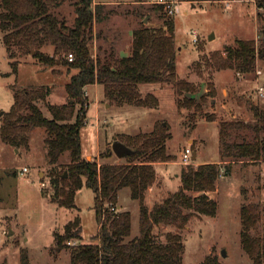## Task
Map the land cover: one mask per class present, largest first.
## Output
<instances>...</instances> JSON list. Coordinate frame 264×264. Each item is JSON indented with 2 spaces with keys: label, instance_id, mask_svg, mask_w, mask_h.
I'll use <instances>...</instances> for the list:
<instances>
[{
  "label": "rangeland",
  "instance_id": "obj_1",
  "mask_svg": "<svg viewBox=\"0 0 264 264\" xmlns=\"http://www.w3.org/2000/svg\"><path fill=\"white\" fill-rule=\"evenodd\" d=\"M92 3L100 5L101 17L92 26L94 37L89 47L93 57L103 58L110 53L119 57V53L131 51L134 29L143 25L162 27L172 22L177 79L187 81L193 90L178 94L173 84L143 85L142 95L151 93L158 101L138 106L110 102L100 85H89L85 90L86 119L80 129L82 157L97 162L98 166L124 162L126 156L118 158L112 151L115 140L121 142L126 136L147 134L162 125L165 128L162 143L171 160L166 167L155 169V180L145 192L149 208L179 190L183 169L204 162L222 167L215 190L206 192L217 202L216 215L195 213L181 229L182 264H202L209 256H215L217 264H252L241 247L240 208L248 202L258 205L262 220L256 233H260L264 227V160L237 161L225 146L243 139L253 140L254 132L229 130L226 137L220 132L222 123L253 124L255 109L264 112V99L256 91L257 86L264 87V57L256 58L254 69L247 73L219 68L217 62L228 59L226 48L236 47L238 40H254L259 45L264 19L259 18L258 12L264 16V9L258 8L255 0L214 3L176 0V12L168 15L162 7L146 4L144 0H92ZM80 4L81 0H57L52 11L72 26L75 8ZM6 33L0 28V128L12 106L14 87L29 91H42V87L46 96L37 105L50 118L47 105L68 102L65 85L75 70L64 65L43 66L32 54L15 46L16 58L10 59L3 41ZM42 51L51 55L53 48L47 45ZM14 61L18 63L16 71L12 68ZM257 70H261L260 75ZM46 137L43 128H34L28 148H14L0 135V264H70L71 247L98 242L94 193L90 188L84 185L77 191L72 209L59 206L49 196L53 187L49 183ZM185 147L198 155L190 165L179 163ZM100 154L105 157L100 158ZM68 160L67 153L61 157L63 163ZM23 167L27 172L21 174ZM118 210L131 213V232L126 240L136 237L139 205L130 198L127 188L118 193ZM76 217L81 222L80 238L71 239L68 248L56 251L54 233H63L65 225ZM167 231L175 228L153 230L160 236Z\"/></svg>",
  "mask_w": 264,
  "mask_h": 264
},
{
  "label": "trees",
  "instance_id": "obj_2",
  "mask_svg": "<svg viewBox=\"0 0 264 264\" xmlns=\"http://www.w3.org/2000/svg\"><path fill=\"white\" fill-rule=\"evenodd\" d=\"M183 1L214 3L223 0ZM255 2L258 8L264 9V0ZM56 4L57 0H0V28L7 31L3 41L10 59L16 58L15 46L17 50L30 54L33 51V57L43 66L64 65L75 70L65 85L68 102L47 105L50 118L37 105V101L46 96L42 87V91L15 90L14 87L12 106L1 122V138L14 148H28L30 132L34 128L44 129L49 183L53 187L49 196L59 206L74 208L76 193L84 185L93 191L98 242L71 247L70 264H182L181 229L195 213L209 217L216 215L217 202L206 192L215 190L222 167L217 163H204L183 169L179 190L149 208L145 203V192L155 180L153 164L171 160L162 143L165 129L162 125L159 130L147 134L126 136L121 142L132 153L120 163L98 166L97 162L82 157L80 143V129L88 108L86 86L100 85L110 102L138 106L158 101L151 93L142 95L140 87L143 85L173 84L178 94L193 90L187 81L177 79L173 24L168 22L162 27L143 25L134 29L132 48L126 56L114 57L110 53L103 58L93 57L89 41L94 37L93 22L101 20L100 5H93L92 0H81L75 8L74 24L69 26L53 13ZM258 16L264 19L259 12ZM260 34L259 45L254 40H238L236 47L226 48L228 59H220L217 62L219 68H235L242 73L252 71L256 58L264 57V23ZM47 45L53 48L51 55L42 51ZM69 54H72V60L68 59ZM17 64L12 62L13 71H16ZM254 117L256 122L253 124L232 121L221 125L220 135L223 137L229 130L244 129L255 133L253 140L243 139L225 145L237 161L257 163L264 160V112L255 109ZM66 153L69 160L63 163L61 157ZM228 170L226 167V172ZM124 188L139 205L138 235L130 240L126 238L131 232V213L116 208L118 193ZM105 204L114 206L115 210L107 208L102 218ZM261 220L257 204L241 205V247L252 264H264V227L256 233ZM168 226L174 227L175 231H167L162 236L153 232L155 227ZM63 231L54 233V248L58 252L68 248L71 239L80 238V218L69 221ZM217 263L215 256H209L202 264Z\"/></svg>",
  "mask_w": 264,
  "mask_h": 264
},
{
  "label": "built area",
  "instance_id": "obj_3",
  "mask_svg": "<svg viewBox=\"0 0 264 264\" xmlns=\"http://www.w3.org/2000/svg\"><path fill=\"white\" fill-rule=\"evenodd\" d=\"M144 3L146 4H151V5H157L162 7V9L168 14V15H173L176 12V0H144ZM194 36H197L195 32H193ZM68 59L72 60L73 56L72 54L68 55ZM257 75L261 74V70H257L256 71ZM258 97L261 99H264V87L263 86H257L256 88ZM86 94V92H85ZM192 154L193 151L191 150L190 147H185L184 149H182L181 154L179 156V163L184 164V165H190L192 163ZM27 172V168L23 167L21 170V174ZM41 185L44 186V183L41 182ZM109 208L110 210H115L114 206H110V205H103L102 211H103V216L104 217V212L106 211V209ZM118 208V207H116ZM5 233V231H3Z\"/></svg>",
  "mask_w": 264,
  "mask_h": 264
},
{
  "label": "water",
  "instance_id": "obj_4",
  "mask_svg": "<svg viewBox=\"0 0 264 264\" xmlns=\"http://www.w3.org/2000/svg\"><path fill=\"white\" fill-rule=\"evenodd\" d=\"M194 5V4H193ZM213 35L209 36V39H212ZM31 54L33 55V51L31 52ZM112 151L113 153L118 157V158H123L124 156L130 155L132 153V150L130 148H128L125 144H123L120 141L115 140L112 143ZM195 159V154L192 157V160ZM64 176H66V173L64 174ZM222 255L225 256L224 252H222Z\"/></svg>",
  "mask_w": 264,
  "mask_h": 264
},
{
  "label": "crops",
  "instance_id": "obj_5",
  "mask_svg": "<svg viewBox=\"0 0 264 264\" xmlns=\"http://www.w3.org/2000/svg\"><path fill=\"white\" fill-rule=\"evenodd\" d=\"M132 36V35H131ZM130 52L128 51H124L123 53H119V56H126L128 55ZM162 85H165V84H162ZM93 86H97V84H94ZM88 86L85 87L84 90H86ZM195 153L192 154V157L194 156ZM198 155L195 154V158L197 157ZM170 162H155L153 165H154V168L157 170V167H166L165 165H168ZM205 163V162H204ZM41 184V183H40ZM118 207V205H117ZM120 207V206H119Z\"/></svg>",
  "mask_w": 264,
  "mask_h": 264
}]
</instances>
